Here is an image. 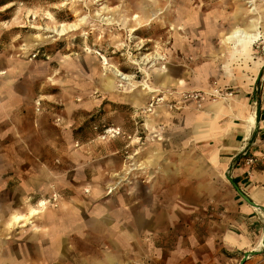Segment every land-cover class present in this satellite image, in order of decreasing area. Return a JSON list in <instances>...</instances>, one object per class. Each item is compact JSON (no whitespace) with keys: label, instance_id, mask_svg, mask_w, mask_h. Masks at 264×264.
Instances as JSON below:
<instances>
[{"label":"rangeland","instance_id":"rangeland-1","mask_svg":"<svg viewBox=\"0 0 264 264\" xmlns=\"http://www.w3.org/2000/svg\"><path fill=\"white\" fill-rule=\"evenodd\" d=\"M80 20L81 29L58 35L62 26ZM250 24L264 30V0H0V106L9 92L18 102L0 118V264H59L44 261L42 218L59 212L70 166L87 182L76 188L84 195L120 196L129 145L137 135L147 138L146 149L156 140L168 145L172 114L194 102L184 95L229 89L230 71L246 73L250 65L252 74L260 67L264 77V39L253 44L250 57L235 61L232 44L223 42L234 26ZM165 66L168 73L162 76ZM113 70L158 92L131 88ZM201 74L208 82L199 88L193 82ZM110 79H115L112 90ZM224 180L227 191H209L208 218L196 217L200 236L208 223L212 232L223 229L222 204L239 197L230 178ZM201 192L195 191L196 202L203 200ZM45 200L43 215L12 230L13 215L27 218ZM218 256L211 264H223Z\"/></svg>","mask_w":264,"mask_h":264},{"label":"crops","instance_id":"crops-1","mask_svg":"<svg viewBox=\"0 0 264 264\" xmlns=\"http://www.w3.org/2000/svg\"><path fill=\"white\" fill-rule=\"evenodd\" d=\"M250 68L237 75L230 71L231 81L225 84L233 97L207 100L200 107L187 102L177 109L165 139L168 145L156 140L146 149L142 142L147 138L137 135L123 158L120 196L84 195L76 188L87 182L70 166L59 212L42 218L44 261L211 264L219 255L223 264H240L248 255L244 264H264V77L260 67L257 74ZM195 81L201 88L208 77L201 74ZM17 103L15 94L7 93L0 118L12 113ZM250 157L259 159L253 168L246 163ZM226 178L249 202L239 193L224 205L219 199L225 208L218 214L223 229L212 232L208 223L200 236L196 217L203 222L208 218L209 191H227ZM195 191H202V201H195ZM152 205L155 210H150Z\"/></svg>","mask_w":264,"mask_h":264},{"label":"bare ground","instance_id":"bare-ground-1","mask_svg":"<svg viewBox=\"0 0 264 264\" xmlns=\"http://www.w3.org/2000/svg\"><path fill=\"white\" fill-rule=\"evenodd\" d=\"M106 21H110V19H107ZM84 21L80 20L76 24H72L69 27L62 26L60 30L57 31L59 36H65L69 32H76L79 29H81V25ZM146 26L151 25L152 20H147ZM261 39H264V30H259L255 24H250L246 29L234 26L223 38V42L226 44H232V49L230 52V57L233 61H235L237 58H240L241 56H248L250 57L252 46L256 41H259ZM43 39H40L42 41ZM163 59V57H156L155 60ZM259 62L254 61L253 69L257 70ZM252 69V68H250ZM157 70V69H156ZM162 70V69H160ZM114 77L119 78L122 82H125L126 84H129L131 88H138L142 87L141 90H145L147 94H154L158 92L157 89H154L150 87L147 84H141L138 85V83H132L131 82V76L127 74L120 73L118 70H113ZM168 73L167 67H163L162 76L166 75ZM167 79V77H166ZM114 82L115 79H110L107 83L108 89H114ZM133 91V90H132ZM139 96H141L139 93L134 97H128L134 99V102H139ZM142 104V103H138ZM13 153L10 152L9 157H11ZM9 169L11 168V163L9 162L8 165ZM122 179L117 181L112 188V191L118 190L119 187H121ZM48 206V201H40L38 204V209H31L30 214L27 218H23V216L19 215H13L12 216V230L19 229V228H25L28 227L29 224H33L32 220L33 218L40 217L44 214Z\"/></svg>","mask_w":264,"mask_h":264},{"label":"built area","instance_id":"built-area-1","mask_svg":"<svg viewBox=\"0 0 264 264\" xmlns=\"http://www.w3.org/2000/svg\"><path fill=\"white\" fill-rule=\"evenodd\" d=\"M234 96V93L229 91V89H221L219 87L213 88L212 91L204 92H192L184 95L185 100H190L196 102L199 106L202 105L203 101L210 99L212 101H217L218 99L226 100ZM259 159L257 157H250L246 160V163L250 167H255L258 164Z\"/></svg>","mask_w":264,"mask_h":264},{"label":"water","instance_id":"water-1","mask_svg":"<svg viewBox=\"0 0 264 264\" xmlns=\"http://www.w3.org/2000/svg\"><path fill=\"white\" fill-rule=\"evenodd\" d=\"M232 184L234 185V187L237 189L235 183L231 180ZM237 192L246 200L249 202V200L247 199V197H245L239 190H237ZM250 255H254V253H249ZM248 258V255L245 256V258L242 260V262L240 264H244V262L246 261V259Z\"/></svg>","mask_w":264,"mask_h":264}]
</instances>
